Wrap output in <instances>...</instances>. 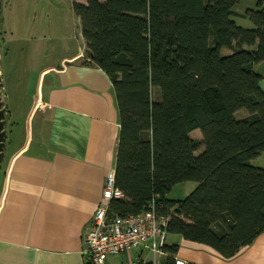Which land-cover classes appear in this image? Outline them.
Here are the masks:
<instances>
[{"label":"trees","instance_id":"16d2710c","mask_svg":"<svg viewBox=\"0 0 264 264\" xmlns=\"http://www.w3.org/2000/svg\"><path fill=\"white\" fill-rule=\"evenodd\" d=\"M239 0H85L73 3L84 59L112 81L120 115L109 216L151 200L167 235L233 258L264 232V0L242 15ZM227 49L229 54H223ZM241 110L246 116L237 118ZM198 130L200 140L190 137ZM195 188L167 198L177 184ZM167 241L157 263L175 264Z\"/></svg>","mask_w":264,"mask_h":264},{"label":"crops","instance_id":"0c3cea01","mask_svg":"<svg viewBox=\"0 0 264 264\" xmlns=\"http://www.w3.org/2000/svg\"><path fill=\"white\" fill-rule=\"evenodd\" d=\"M255 3L239 0L234 20L246 21L242 15ZM83 52L40 73L42 107L32 104L25 139L10 152L1 177L0 264H91L83 234L103 201L106 178L115 172L120 115L112 81L86 64ZM254 70L264 90V63ZM190 137L201 139L198 130ZM168 241L179 244L175 258L184 264H264V232L231 259L178 235H168ZM162 257L129 251L109 256L106 264L157 263Z\"/></svg>","mask_w":264,"mask_h":264},{"label":"rangeland","instance_id":"374dc122","mask_svg":"<svg viewBox=\"0 0 264 264\" xmlns=\"http://www.w3.org/2000/svg\"><path fill=\"white\" fill-rule=\"evenodd\" d=\"M74 1L2 0L0 77L7 108V135L0 183L10 152L25 139L30 108L39 101L40 73L61 58L85 49L73 11ZM235 21L243 28H251L247 20L236 17ZM240 112L246 114L244 110ZM254 163L264 168V153ZM195 186L193 182L177 184L167 198L184 199Z\"/></svg>","mask_w":264,"mask_h":264},{"label":"built area","instance_id":"2783aa9c","mask_svg":"<svg viewBox=\"0 0 264 264\" xmlns=\"http://www.w3.org/2000/svg\"><path fill=\"white\" fill-rule=\"evenodd\" d=\"M84 57V55H81ZM37 107L40 106L38 102ZM123 194L114 185V174H110L104 184L102 198L97 211L91 216L83 234L84 253L91 264H106L109 256L141 251L155 257L165 255L163 247L168 241L167 220L156 214V202L151 200L148 208L138 214L126 217L109 216L108 203L121 199ZM175 264H184L175 260Z\"/></svg>","mask_w":264,"mask_h":264},{"label":"water","instance_id":"95a60500","mask_svg":"<svg viewBox=\"0 0 264 264\" xmlns=\"http://www.w3.org/2000/svg\"><path fill=\"white\" fill-rule=\"evenodd\" d=\"M1 3L2 0H0V15H1ZM1 39V37H0ZM1 75V73H0ZM7 108L6 104L4 102V96H3V84L0 77V173L2 171V164L4 159V150L6 147V123H7Z\"/></svg>","mask_w":264,"mask_h":264}]
</instances>
